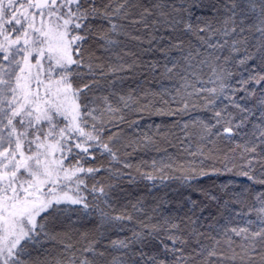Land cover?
Here are the masks:
<instances>
[{
	"label": "snow or ice",
	"instance_id": "6c2138e0",
	"mask_svg": "<svg viewBox=\"0 0 264 264\" xmlns=\"http://www.w3.org/2000/svg\"><path fill=\"white\" fill-rule=\"evenodd\" d=\"M136 72L159 89L125 90ZM162 143L185 158L149 160ZM225 173L264 186V0H0V264H264V188L198 183ZM170 180L175 214L117 207Z\"/></svg>",
	"mask_w": 264,
	"mask_h": 264
},
{
	"label": "trees",
	"instance_id": "16d2710c",
	"mask_svg": "<svg viewBox=\"0 0 264 264\" xmlns=\"http://www.w3.org/2000/svg\"><path fill=\"white\" fill-rule=\"evenodd\" d=\"M127 43H128V47L133 52L138 53L143 61L155 60V59L160 58L159 52L145 53L143 49L139 48L135 43L133 42H127ZM163 43H167V40H165ZM146 47L147 45H145V48ZM161 71H163L162 67H161ZM205 71L207 72V69H205ZM233 72H234V76L231 78V82L233 84H236L238 80L247 78L248 76V72L243 67H240L238 71L236 70V68H233ZM130 77L131 78L127 79L124 83L125 90H128L129 88H131V89H136L137 91H141V90L157 91L160 87L161 80L159 78H157L156 80H153L150 74L145 76L141 72H136V73L130 74ZM163 84L165 86H170V82L166 79L163 80ZM248 87L252 88V87H257V86L254 84H250ZM243 95H244L243 92L238 93V96H243ZM241 103H244V102L241 101ZM248 106L253 108V111H255V107L252 102H249ZM231 111L237 115V118H239V115H241L237 113L236 109H231ZM192 114L204 120L209 119L211 116L209 112L203 111L202 109H199V108H197ZM178 119L180 118L170 117V116H160V115H148L147 113H145L143 119L140 121V125H141L142 130H147L146 126L150 124H161L162 127L173 128L174 121ZM183 119H187V117H184ZM125 127H127V125ZM251 127H252L251 123L247 124L245 127H243L240 130L241 134H243L245 131H250ZM176 131H179V130L176 129ZM170 139H174V138L170 137ZM234 140L238 143L243 142L240 136L234 137ZM176 144L178 145V141L176 142ZM235 146H236L235 143L233 144H227L223 142L220 143V147L225 152L229 151V149L234 148ZM193 147H195V145H193ZM165 149L167 150V153L169 155L173 156V158H176L178 160H183L185 158L184 155L178 150L177 146H174L168 143H162L160 146L159 153L152 152L148 155L147 158L150 160L152 156L164 155ZM237 151L239 152V150ZM133 159L135 162H139L140 156L134 157ZM217 166L219 167V165ZM228 181H233L234 182L233 186L249 185L252 189H255V190L264 188V186L262 185L251 184V182L248 181L246 177L233 175L232 173H225L223 175L204 177L202 180L198 181V183L202 187L212 188L216 190L217 192H219L220 185L225 184ZM145 183L146 182L144 181H140L138 184H128L126 182L122 183L120 185V188L123 189V191H120L118 189L117 192L115 193L116 197L118 198L116 201L117 207L119 208L123 204L127 203L129 200L135 201L137 198L142 197L144 200L145 210L150 213L152 206L156 203V199L158 197H163L166 201H171L172 203H170L168 207L166 208H161V211L165 213L170 212V213L175 214V211H176L175 201L180 198L179 192H185V193L187 192L186 189L180 188L179 181L170 180L167 182V187L155 188L152 190L151 193L148 192V189L145 187ZM239 190L240 188H237V191ZM192 195L194 198L202 199V197H197L196 193H192ZM209 211L218 215V210L214 207L209 209ZM205 214H207V212ZM220 222L223 223V220H221ZM89 227H91V225H89ZM131 227H135V225H131ZM128 234L130 233L118 232V231H113L109 233V235L112 238H115L117 236L122 237Z\"/></svg>",
	"mask_w": 264,
	"mask_h": 264
}]
</instances>
